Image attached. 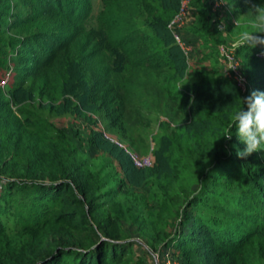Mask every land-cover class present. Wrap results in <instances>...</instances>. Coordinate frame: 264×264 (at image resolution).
Here are the masks:
<instances>
[{
  "label": "trees",
  "instance_id": "1",
  "mask_svg": "<svg viewBox=\"0 0 264 264\" xmlns=\"http://www.w3.org/2000/svg\"><path fill=\"white\" fill-rule=\"evenodd\" d=\"M180 3L181 0H102L97 28L85 25L93 11V0H32L29 15L12 16L14 26L27 23L28 27H34L18 35L13 54L17 64L14 81L0 86V264H123L131 244L117 242L109 227L114 218L127 215L131 209L115 208L119 203L113 200L117 189L109 186L110 170L105 166L95 168L89 157L80 154L79 143H74L53 121L42 117L41 109L56 116L71 113L87 118L92 127L88 124L83 129L80 122L74 124L73 137L85 142L86 133H90L89 142L92 140L97 149L122 163L124 151L106 138L88 113L100 103L108 119L107 132L116 133L126 114L132 115L135 108L138 116L143 117L137 101L146 95V90L153 93L156 101L178 99L179 94L173 93L172 87L176 88L177 77H184L192 68L187 56L191 59L198 52L203 59L214 57L213 53L202 52L203 43L218 42L216 34L209 30L213 17L211 4L208 0H191L194 14L191 26H194L188 33L197 40L184 37L185 46L193 49L187 54L169 27ZM4 15L0 13V17ZM154 34L165 46L153 49ZM170 68L172 72L168 71ZM31 75L35 79L42 76L44 80L40 84L28 82ZM202 81L214 84L196 91L193 115L201 116L207 109L214 115L186 124L182 129L188 133L201 132L206 127L214 130L221 118L230 116L226 113L228 109L232 111L240 102L235 94L237 82L232 78L222 74L215 81ZM164 95L166 98H162ZM222 111L223 114L219 113ZM201 122L206 124L199 125ZM220 140V149L226 152L225 139ZM233 143L238 149L245 147L238 139ZM167 151L170 159L171 146ZM160 152L157 148V162L166 155ZM171 157L174 165L177 160H185L182 153ZM247 159L237 162L234 158L221 159L210 174L191 155L185 164L193 166L195 176L206 183L211 175L239 177L245 192L258 196L264 203V163L251 155ZM130 160L137 169L150 168H139L132 157ZM185 191L186 187L176 186L172 193L178 198ZM209 191L204 195L192 191L186 195L188 203L197 206L195 209L204 208L196 215L189 232L181 230L169 237L165 234L152 244L160 243L168 250L178 248L185 264L263 262L264 215L254 224L240 221L228 211L207 206L206 196H217L215 190ZM18 193L21 202L18 208L29 206L38 211L34 219L38 223L30 228L39 233L22 255L2 228L3 217L10 214ZM222 201L229 200L225 197ZM234 201L242 211L249 206ZM135 219L140 222V231L152 227L146 220H138V216Z\"/></svg>",
  "mask_w": 264,
  "mask_h": 264
},
{
  "label": "rangeland",
  "instance_id": "2",
  "mask_svg": "<svg viewBox=\"0 0 264 264\" xmlns=\"http://www.w3.org/2000/svg\"><path fill=\"white\" fill-rule=\"evenodd\" d=\"M208 1L212 6L213 14L209 30L216 34L218 42L203 43L204 50L202 52L205 55L213 53L214 57L209 60L203 59L202 54L198 52L191 59L187 56L192 68L187 71L188 74L186 73L184 77H177L175 79L177 86L176 88L172 87L173 93L178 92V99L156 101L152 98L153 93L146 90V95L137 101L139 107L142 108L143 117L138 116L135 108L132 115L126 114L123 118L124 124L116 129V133L107 132L108 119L105 118V110L100 103H97V107L91 111L92 113H88V116L92 119L91 121L94 122L95 120L98 123L106 138L116 143L124 151L122 163H119L108 152L97 149L91 139L89 142L90 133H86L85 142L81 141L83 143L78 142L77 138L73 137L74 124L80 122L83 129L88 128V124L92 125L87 118L71 113L56 116L51 114L48 109H41L42 117L53 121L60 129H63L74 143H79L80 154L89 157L95 168L100 169L101 166H105L106 170H110L112 182L109 186L117 189L113 200L119 203L115 208L119 210L131 209V212H128L127 215L114 218L109 227L112 237L116 238L117 242L131 244L126 252L123 264H185L178 248L168 250L160 243L157 246L153 244L155 240L160 241L165 234L169 237L181 232V230L189 232L190 225L195 221L196 215L204 209H195L197 206L188 203L186 195L187 193L191 194V191L193 194L204 195L208 190H215L217 196L208 194L204 201L205 204L220 208L221 211H228L230 216L249 224H254L257 220L261 221L262 219L259 216L264 215L262 199L245 192L239 177L220 178L211 175L206 183L205 179L200 180L195 176L197 171L193 166L185 164L188 155H191L193 160L196 163L201 162L205 172L210 174L212 168L221 159L234 158L236 162L248 160V156L240 157L237 154L241 149H238L233 143L234 140H239L235 134L234 115L236 111L243 108V99L253 91L264 92V45H257L254 48L247 47L243 50L242 48L245 46L242 45L240 38L243 32L251 31L252 16L248 13L252 5H264V0H250V2H246V0ZM31 4L32 0H0V13L5 14L0 17V78L7 72L12 71L13 76L16 74L17 64L14 61L13 54L16 53L17 48L14 44L16 39L20 37L18 35L21 32L25 33L33 30L34 26L30 28L27 23L14 26L12 16L21 14L20 18L26 17L32 12ZM101 7L102 0H93L91 17L85 20V25L88 28L98 27V15ZM192 10L193 8L190 11L189 22L181 31L182 40L187 32H192L191 27L194 26H191V20L194 19ZM238 19L239 23L236 27ZM196 26H198V22H196ZM187 27L188 29H186ZM221 29L223 30L221 31ZM253 35L264 36V33H253ZM155 39L154 50L165 46L160 44L157 37ZM107 57L109 58V56ZM233 61H238L240 64L241 75L246 79V83L241 85L238 81L236 83L240 90L235 87V94L240 102L234 106L232 111L231 109L225 111L230 114L231 118L230 116H225L226 119L221 118L222 120L217 123L218 127L215 126L212 131L209 127L204 128L201 132L195 130L193 132L191 127L193 133L183 130L182 127L188 123L192 125L194 120H201L203 116L208 114L214 115L210 109H207L206 114H201V116L199 113L193 115L194 95L196 91L206 90L214 84L202 80L215 81L216 78L221 77L222 70L226 76L227 73L231 74L232 69L227 71V68L231 66ZM12 68L15 70L13 71ZM168 71L172 72V69L170 68ZM43 80L44 77L42 76H37L35 79L31 75L28 78V82L33 81L36 84L42 83ZM3 90L6 91V89ZM5 96L9 98V95L5 94ZM162 98H166V95ZM185 105L186 107H184ZM219 113L223 114V111ZM158 114L161 117L157 116ZM31 117L33 118V116ZM83 123H86L85 126ZM38 124L39 126L42 125L41 123ZM202 124L206 123L201 122L199 125ZM1 128L2 124L0 122V130ZM229 131L233 132L231 139L220 136ZM222 138L225 139L226 152L220 149V139ZM171 140L173 141L171 142ZM159 144H162V146L159 147ZM170 146L172 154L170 153V159H168L167 148ZM157 148L161 149V154H166L158 162L155 156ZM180 153L185 154V160H177V164L174 165V161L171 162V155H179ZM132 154L150 156L153 160L152 167L137 169L131 163ZM251 156L264 163V150L253 152ZM175 180H177L176 183ZM176 186L186 187L185 195L181 194L176 198L172 193ZM220 196L221 199H219ZM14 197H17V200L12 202L13 208L8 217H3L4 225L2 228L5 229L6 238L15 246L18 254L22 255V251H26L25 248L36 240L39 233L30 228V226L38 223L34 220L38 211L29 206L18 208L21 203L19 193L15 194ZM193 197L195 196L193 195ZM225 197L229 201L223 203L222 200ZM234 200L247 203L249 206L246 211H242L236 206ZM137 216L138 220H146L152 227L140 231V222L135 219ZM259 264H264V261H260Z\"/></svg>",
  "mask_w": 264,
  "mask_h": 264
},
{
  "label": "clouds",
  "instance_id": "3",
  "mask_svg": "<svg viewBox=\"0 0 264 264\" xmlns=\"http://www.w3.org/2000/svg\"><path fill=\"white\" fill-rule=\"evenodd\" d=\"M221 2H227V0H221ZM246 2H250V0H246ZM248 14L252 16L251 31H245L241 34L242 45L248 48L264 45V36L253 35V33H264V5H252ZM238 23L239 19L236 22V27ZM239 66L238 64L229 66L227 71L229 69L235 70ZM243 101V108L236 111L234 115L235 134L245 145L237 153L240 157H246L253 152L264 150V92L253 91ZM232 135L233 132L229 131L222 136L231 139Z\"/></svg>",
  "mask_w": 264,
  "mask_h": 264
},
{
  "label": "built area",
  "instance_id": "4",
  "mask_svg": "<svg viewBox=\"0 0 264 264\" xmlns=\"http://www.w3.org/2000/svg\"><path fill=\"white\" fill-rule=\"evenodd\" d=\"M190 11H191V0H181L179 11L177 12L175 17L172 19L171 23L169 24V27L173 30L176 40L180 43V45L187 54L191 51L192 48L190 46H185L181 38L182 36L180 30L189 22ZM235 64L240 65L238 61H233L231 66ZM241 74H242L241 68L239 66L237 69L232 70L231 74L227 73V76L235 79V81L236 82L238 81V83L241 85L246 83V79ZM14 76L12 75V71L7 72L5 75L1 76L0 86L6 87L7 85H11L14 80ZM131 157L134 161V164L139 168H147L153 165V160L150 156H139L136 154H132Z\"/></svg>",
  "mask_w": 264,
  "mask_h": 264
},
{
  "label": "crops",
  "instance_id": "5",
  "mask_svg": "<svg viewBox=\"0 0 264 264\" xmlns=\"http://www.w3.org/2000/svg\"><path fill=\"white\" fill-rule=\"evenodd\" d=\"M185 37H189V38H191V39H193V40H195V41L197 40V38H195V36H193L192 34L190 35V33H188V32L185 34ZM218 59H219V58H218ZM222 72H223L222 74H224V71H223V70H222ZM224 75H225V74H224Z\"/></svg>",
  "mask_w": 264,
  "mask_h": 264
}]
</instances>
